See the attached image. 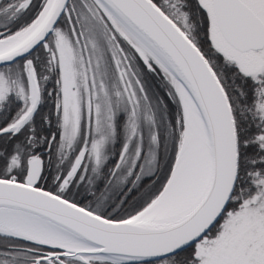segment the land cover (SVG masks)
I'll use <instances>...</instances> for the list:
<instances>
[{"label":"snow or ice","instance_id":"obj_1","mask_svg":"<svg viewBox=\"0 0 264 264\" xmlns=\"http://www.w3.org/2000/svg\"><path fill=\"white\" fill-rule=\"evenodd\" d=\"M0 264H264V0H0Z\"/></svg>","mask_w":264,"mask_h":264}]
</instances>
